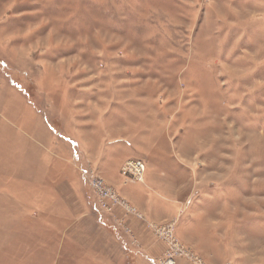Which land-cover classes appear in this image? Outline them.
I'll return each mask as SVG.
<instances>
[{"label":"rangeland","instance_id":"374dc122","mask_svg":"<svg viewBox=\"0 0 264 264\" xmlns=\"http://www.w3.org/2000/svg\"><path fill=\"white\" fill-rule=\"evenodd\" d=\"M94 141L131 158L122 179L109 166L120 184L83 171L72 147ZM151 179L175 217L122 191ZM100 217L128 243L112 264H147L129 219L163 245L155 264L169 222L205 264H264V0H0V264H98Z\"/></svg>","mask_w":264,"mask_h":264},{"label":"crops","instance_id":"0c3cea01","mask_svg":"<svg viewBox=\"0 0 264 264\" xmlns=\"http://www.w3.org/2000/svg\"><path fill=\"white\" fill-rule=\"evenodd\" d=\"M95 142V141H94ZM92 142L87 149L83 148V146L74 145L73 150L84 152L81 156L77 157L78 160L83 162L82 169L83 171H88V168L94 167L98 168L99 172L106 177L109 175V166L113 164L114 168L118 169V176L122 179L120 174V170L122 166L131 158H125L121 161L116 160V153L118 148H109L105 149L102 144H98L97 142ZM78 153L76 154V156ZM88 159V160H86ZM89 162V166L88 165ZM117 162V163H115ZM151 170V168H150ZM119 177L112 178L110 177L111 182L116 184H120L122 180L119 181ZM112 178V179H111ZM147 182V181H146ZM131 186V185H130ZM130 186H126L124 189L122 187L123 193L126 197L140 210L144 211L150 218H153L156 221H161L165 219H170L175 217L178 214L179 204L178 199L174 195L170 194L167 189L160 190L161 184H159L158 180L151 179L149 184L141 185L144 188H140L137 191L128 190ZM139 186V185H134ZM130 225L132 226L135 233L139 236L141 244L143 246V251H139L136 253V258L138 260L142 259L147 264H155V260L160 257V254L163 252L164 247L162 244L158 243L153 236L145 230L142 224L134 219H129ZM98 230L100 236H98V240H95L94 246L91 244L88 246V251L90 254L94 253L98 257L95 262L98 264H112L113 262H123L124 256L120 255L118 259L112 258L113 252L112 248L118 247L116 241L121 244L122 250L128 252V243L127 240H124L118 234L113 235L109 231V225L103 217L97 219ZM181 224V223H180ZM103 238L104 240H102ZM92 251V252H91ZM118 255V254H117ZM79 262V261H78ZM139 262V261H138ZM181 264H186L182 262Z\"/></svg>","mask_w":264,"mask_h":264},{"label":"built area","instance_id":"2783aa9c","mask_svg":"<svg viewBox=\"0 0 264 264\" xmlns=\"http://www.w3.org/2000/svg\"><path fill=\"white\" fill-rule=\"evenodd\" d=\"M145 173L146 166L142 161H130L122 170V174L125 177H128L138 183H144ZM90 182L92 188H94L95 192H97L98 198H107L113 194L112 189L94 174L90 177ZM121 202L129 205V203L125 200H122ZM133 209L136 210L135 208ZM175 225V222H169L156 228L161 239L167 242L170 246V250L168 251L169 257L166 259L165 264H176L175 258L178 256L181 257L182 255L190 257L195 264H205L203 259L198 255L193 252L185 251L181 248V245L177 242L174 236Z\"/></svg>","mask_w":264,"mask_h":264}]
</instances>
